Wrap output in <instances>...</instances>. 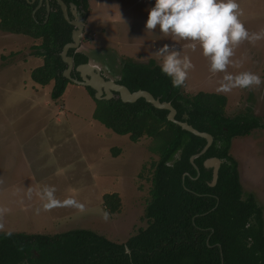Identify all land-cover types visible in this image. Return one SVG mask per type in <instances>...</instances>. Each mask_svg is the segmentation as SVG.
I'll use <instances>...</instances> for the list:
<instances>
[{"label":"rangeland","instance_id":"rangeland-1","mask_svg":"<svg viewBox=\"0 0 264 264\" xmlns=\"http://www.w3.org/2000/svg\"><path fill=\"white\" fill-rule=\"evenodd\" d=\"M236 2L240 22L260 38L235 46L225 73H254L260 77L259 85L218 92L225 73L208 71L198 45L192 50L189 41L145 30L154 0H88L81 49L106 74L115 76L123 60L158 63L154 52L174 43L193 65L182 87L185 94L225 95V115L230 117L249 108L258 125L233 140L230 154L238 162L244 192L256 196L264 209V0ZM40 43L0 30V208L7 209L0 214V229L28 234L88 229L125 242L147 225L151 165L159 159L152 150L155 143L149 137L132 142L93 119L95 101L87 87L69 82L60 100L52 101L54 83L41 86L30 77L31 70L43 63V57L33 55ZM45 186H54L58 201L71 197L82 207L44 211L38 193ZM106 193H117V212L110 213L103 203Z\"/></svg>","mask_w":264,"mask_h":264},{"label":"trees","instance_id":"trees-1","mask_svg":"<svg viewBox=\"0 0 264 264\" xmlns=\"http://www.w3.org/2000/svg\"><path fill=\"white\" fill-rule=\"evenodd\" d=\"M63 1L88 12V0ZM36 5V1L31 4L26 0H0V30L41 41L34 47L33 55L43 57V63L31 70L30 77L41 86L53 82L50 98L56 103L70 82L63 76L66 64L60 51L71 41L73 26L64 19L55 0H49L51 10L47 18L46 4L32 16ZM68 55L72 56L74 65L88 60L75 49H70ZM71 75L79 78L76 71ZM119 82L130 91L144 89L169 101L176 109V119L213 136L210 148L194 160L200 170L199 177L191 178L197 173L189 158L204 146L205 139L182 130L167 120L166 110L153 107L143 98L133 103L122 102L119 97L97 100L94 90L87 87L95 101L93 119L116 134L127 135L132 142L149 137L155 143L152 150L159 159L151 165L150 199L144 214L147 226L122 243L88 229L53 235L11 232L5 236L3 233L0 257L11 263L18 260L34 239L42 249V257L58 259L54 264H264L261 209L251 198L241 199L238 164L229 154L231 140L249 134L258 125L250 117L249 108L226 116L225 95L204 91L187 95L182 87L171 86L153 59L145 63L123 60ZM177 151L179 158L174 159ZM209 156L225 159L215 188L206 184L211 172L202 167V161ZM184 172L187 175L183 183ZM211 193L218 196L217 203L207 195ZM103 203L110 213L120 207L117 193L104 194ZM250 215L255 224L246 227Z\"/></svg>","mask_w":264,"mask_h":264},{"label":"clouds","instance_id":"clouds-1","mask_svg":"<svg viewBox=\"0 0 264 264\" xmlns=\"http://www.w3.org/2000/svg\"><path fill=\"white\" fill-rule=\"evenodd\" d=\"M238 16L236 0H154L153 6L147 11L144 28L146 31L156 30L165 36L189 41L192 50L198 45L200 54L208 61V71L225 73L226 67L232 63L230 58L235 46L244 40L252 42L260 38L256 33L249 34ZM154 55L160 58L159 71L169 79L171 86L183 87L193 67L189 57H181L174 43L163 44ZM260 83V77L251 72H240L235 76L225 73L217 91L226 93L233 88L243 89ZM54 192V186H45L38 193L44 211L56 206L82 207L71 197L58 201ZM28 195H31V190ZM40 210L38 208L36 212ZM5 212L6 208H0V214ZM11 234L4 233L5 236Z\"/></svg>","mask_w":264,"mask_h":264},{"label":"water","instance_id":"water-1","mask_svg":"<svg viewBox=\"0 0 264 264\" xmlns=\"http://www.w3.org/2000/svg\"><path fill=\"white\" fill-rule=\"evenodd\" d=\"M28 3H34L35 0H26ZM58 4L64 19L73 26L71 32V41L64 44L60 51L62 61L66 64V68L63 70V76L70 82L84 87H90L94 90V97L97 100H108L114 97V92L118 94V97L122 102L133 103L140 98H143L147 103H150L153 107L167 111V120L178 125L182 130L192 133L195 136L205 139V145L196 153L190 156V163L195 167L198 174V167L195 165L194 160L202 156L213 142V137L206 131H199L187 121L176 119V109L171 105L169 101L161 100L160 97H154L149 91L144 89H138L136 91H130L125 85L117 83L116 80L121 79V69H118V75L115 78H109L105 76V70L101 73L100 64L97 60L91 59L89 54L81 49V38L83 29L85 26V14L84 10H80L74 3L66 4L63 0H55ZM42 5V0H38V4L32 11V16L35 15L38 8ZM49 1L46 0V18L50 13ZM70 49H75L87 56L88 60L85 63H81L74 67V61L71 55H68ZM100 56V55H99ZM112 60V59H111ZM113 61V60H112ZM108 63V62H107ZM107 67V65H106ZM75 69L79 73V78L73 77L71 71ZM108 75V74H106ZM180 151L174 154V157H178ZM222 160L217 157L207 158L204 161V167H213L212 181L214 184L218 179V171L221 166Z\"/></svg>","mask_w":264,"mask_h":264},{"label":"flooded vegetation","instance_id":"flooded-vegetation-1","mask_svg":"<svg viewBox=\"0 0 264 264\" xmlns=\"http://www.w3.org/2000/svg\"><path fill=\"white\" fill-rule=\"evenodd\" d=\"M36 2H37V4H38V0H35ZM49 1V0H48ZM43 4H46V0H42V5ZM42 5L38 8V9H40L41 7H42ZM83 14H86L85 15V17L87 16V12H84ZM69 52V51H68ZM81 64V63H80ZM75 66H77V65H74V67ZM73 71H75V69H73L72 71H71V74H72V72ZM103 69H101V73L103 74ZM78 73V72H77ZM118 75V73L116 72V74H115V76H110V75H106L105 74V76L106 77H109V78H115L116 76ZM78 76H79V73H78ZM116 82L117 83H120L119 82V80H116ZM121 84V83H120ZM112 98H118V94L116 93V92H114V97H112ZM246 136V135H245ZM213 137V136H212ZM240 137V136H239ZM236 137H234L232 140H231V146H232V142H233V140L235 139ZM213 142H214V138H213ZM213 142H212V144H213ZM211 144V145H212ZM205 145V144H204ZM210 145V146H211ZM210 148V147H209ZM208 148V149H209ZM207 149V150H208ZM230 149H231V147H230ZM178 152V151H177ZM176 152V153H177ZM175 153V154H176ZM180 153V152H179ZM206 153V152H205ZM204 153V154H205ZM203 154V155H204ZM230 154V153H229ZM180 155V154H179ZM231 155V154H230ZM232 156V155H231ZM201 157V156H200ZM213 157H217V158H219L220 160H222V163L225 161V159H223V158H220V157H218V156H209V157H206L203 161H202V167H203V169L205 170V171H210L211 172V177H210V179H208V180H206L205 182H206V184L209 186V187H211V188H215L216 186H217V181H218V179H217V181L214 183V184H212L213 183V181H212V170H213V167H204V161L207 159V158H213ZM233 157V156H232ZM177 158H179V156L178 157H174V159H177ZM199 158V157H198ZM234 158V157H233ZM189 160H190V158H189ZM236 161V160H235ZM237 162V161H236ZM195 163V162H194ZM221 163V164H222ZM237 164H238V162H237ZM196 165V164H195ZM197 166V165H196ZM194 167V166H193ZM198 167V166H197ZM221 167V166H220ZM195 168V167H194ZM220 169V168H219ZM196 170V169H195ZM238 170H239V168H238ZM219 172V171H218ZM196 173H197V171H196ZM185 175H187V172L185 173H183L182 174V182L184 183V177H185ZM199 175H200V170H199V167H198V174H196V176L195 177H191L190 175H188L189 177H191L192 179H195V178H197V177H199ZM239 176H240V171H239ZM240 185H241V199H243V200H245V201H248V199L249 198H251L254 202H255V204L261 209V217H262V232H263V235H264V209L261 207V205L258 203V201H257V197L256 196H254L253 194H251V193H246V192H244V184H243V182L241 181V177H240ZM151 189V188H150ZM150 189H149V197H148V200L147 201H149V199H150ZM188 190H190V189H188ZM190 191H192V190H190ZM200 195H202V194H200ZM207 195H209V196H211L212 198H214V199H216V203L218 202V196L215 194V193H211V194H207ZM148 204V203H147ZM147 206V205H146ZM146 208V207H145ZM211 211V210H210ZM144 214H145V210H144ZM203 214H205V213H203ZM145 217V216H144ZM146 219V218H145ZM146 224H147V220H146ZM254 225L255 224V221H254V219L252 218V215H250V216H248L247 217V222H246V227H248V226H250V225ZM147 226V225H146ZM145 226V227H146ZM208 229V228H207ZM203 230V229H202ZM5 232H7V231H5V230H1L0 229V241H1V239L3 238V236H2V234L3 233H5ZM59 233H61V232H59ZM32 234V233H31ZM53 234H57V233H53ZM53 234H48V235H53ZM215 245H217V244H214V246ZM41 251H42V249L41 248H38L37 247V243H35L34 242V239H31L30 240V246H29V248H28V250H27V252H24V256L23 257H21V258H19L18 260H16V261H14V262H12L11 263V261L10 260H8V259H5V257L4 258H1L0 257V264H54L55 262L57 263L58 262V259H55V257L54 256H45V257H42V253H41ZM73 260V259H72ZM71 260V261H72Z\"/></svg>","mask_w":264,"mask_h":264}]
</instances>
